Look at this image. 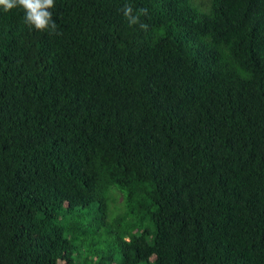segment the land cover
<instances>
[{"label":"trees","instance_id":"trees-1","mask_svg":"<svg viewBox=\"0 0 264 264\" xmlns=\"http://www.w3.org/2000/svg\"><path fill=\"white\" fill-rule=\"evenodd\" d=\"M52 12L0 7V264H264V0Z\"/></svg>","mask_w":264,"mask_h":264},{"label":"clouds","instance_id":"clouds-1","mask_svg":"<svg viewBox=\"0 0 264 264\" xmlns=\"http://www.w3.org/2000/svg\"><path fill=\"white\" fill-rule=\"evenodd\" d=\"M0 7L5 12L22 8L25 14L24 20L30 27L53 35L59 34L52 12L55 0H0ZM122 11L129 25L139 24L141 29H147L148 25L141 21V17L147 16L149 13L147 8L134 10L131 5L126 4Z\"/></svg>","mask_w":264,"mask_h":264},{"label":"rangeland","instance_id":"rangeland-1","mask_svg":"<svg viewBox=\"0 0 264 264\" xmlns=\"http://www.w3.org/2000/svg\"><path fill=\"white\" fill-rule=\"evenodd\" d=\"M121 202H122V199L120 198L119 203H121ZM119 262H120V256L116 255L114 263H105V264H119ZM80 264H96V263L85 261V259H81ZM142 264H155V257L154 256L151 257L147 263H142Z\"/></svg>","mask_w":264,"mask_h":264}]
</instances>
